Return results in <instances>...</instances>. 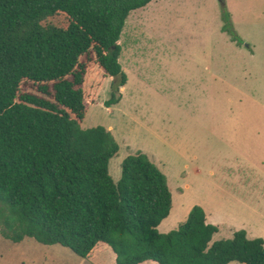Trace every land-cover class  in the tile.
Segmentation results:
<instances>
[{
    "label": "trees",
    "instance_id": "trees-1",
    "mask_svg": "<svg viewBox=\"0 0 264 264\" xmlns=\"http://www.w3.org/2000/svg\"><path fill=\"white\" fill-rule=\"evenodd\" d=\"M154 0H0V232L19 243L62 245L83 259L109 248L115 264H264V238L246 230L215 240L219 227L196 205L178 229L160 225L173 208L166 175L143 151L127 156L106 127L84 129L94 67L115 79L130 14ZM224 31L242 45L232 16Z\"/></svg>",
    "mask_w": 264,
    "mask_h": 264
},
{
    "label": "rangeland",
    "instance_id": "rangeland-1",
    "mask_svg": "<svg viewBox=\"0 0 264 264\" xmlns=\"http://www.w3.org/2000/svg\"><path fill=\"white\" fill-rule=\"evenodd\" d=\"M227 2L154 0L133 11L120 41L128 84L118 104L105 105L115 79L97 66L87 78L98 101L82 127L104 126L119 143L110 162L114 181L138 151L167 177L173 208L162 233L178 229L200 205L219 227L215 240L231 239L245 224L239 229L249 237L264 238V216L242 203L264 214V32L249 30L253 18L264 23V0L234 8L233 29L245 48L251 44L250 55L234 50L238 42L223 29V11L232 14ZM210 69L223 79H212ZM98 256L114 264L111 249ZM0 264L91 263L68 247L33 238L15 243L0 232Z\"/></svg>",
    "mask_w": 264,
    "mask_h": 264
},
{
    "label": "crops",
    "instance_id": "crops-1",
    "mask_svg": "<svg viewBox=\"0 0 264 264\" xmlns=\"http://www.w3.org/2000/svg\"><path fill=\"white\" fill-rule=\"evenodd\" d=\"M227 4H228V6L230 7V10H231V12H232V14H231V16H232V19L235 21V19H234V14H233V12H235V9L234 8H236L237 9V7L239 8L240 7V5L242 4V0H228V2H227ZM232 4V7L230 6V5ZM232 8V9H231ZM236 23V22H235ZM249 24H250V26H249V30H251L252 32H255V31H257V32H259V33H262V32H264V27L262 26L264 23H262V21H259V22H256V20L253 18L252 20H250V22H249ZM237 25V24H236ZM124 31V30H123ZM122 35H123V33H122ZM121 38H122V36H121ZM121 41V40H120ZM121 43V42H120ZM122 45V44H121ZM233 47H234V50H236L237 52H239V53H242V54H249L250 55V52H249V49L251 50V44H249V48H245L243 45L242 46H240L239 44H237V43H234L233 45H232ZM122 53H123V46H122ZM252 53L254 54L255 52L254 51H252ZM252 54V56H254ZM121 56H122V54H121ZM121 58V57H120ZM209 73H210V76H212V79H214L215 81L216 80H218V78H221V80L223 79V73L222 72H219V74L218 73H215V74H213V72H212V70L210 69L209 71H208ZM207 77V76H206ZM215 77V78H214ZM128 84V83H127ZM126 87V86H125ZM124 87V88H125ZM242 203L243 204H245V205H247L248 206V208H250L252 211H254V213H257L258 215H260V216H264V214L263 213H260L259 211H257L255 208H254V206H252L251 204H249V203H247V202H245V201H242ZM253 208L256 210H253ZM205 209V208H204ZM259 210V209H258ZM209 222H211L210 221V219H209ZM247 224H245V225H242V226H239V228L240 227H245ZM161 226V225H160ZM238 228V229H239ZM238 229H237V231H238ZM239 230H243V229H239ZM245 230V229H244ZM247 231V230H246ZM252 238H255V237H252ZM105 249H109V248H104L103 250H105ZM100 251H102V250H100ZM99 252V251H98ZM98 252L95 254V256L93 257V258H91V259H83V262H85V261H87V262H89V263H91V264H95V263H97V264H105L106 262H105V260L104 259H102L101 257H99L98 256ZM114 254V253H113ZM110 256V255H109ZM110 258V257H109ZM114 259H115V255H114ZM99 261H103V263H101V262H99ZM115 264V263H114Z\"/></svg>",
    "mask_w": 264,
    "mask_h": 264
}]
</instances>
